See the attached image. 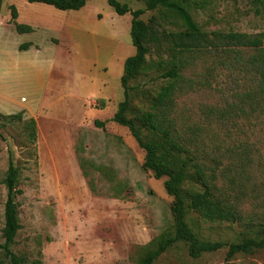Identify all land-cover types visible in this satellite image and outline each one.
<instances>
[{
	"label": "rangeland",
	"instance_id": "obj_1",
	"mask_svg": "<svg viewBox=\"0 0 264 264\" xmlns=\"http://www.w3.org/2000/svg\"><path fill=\"white\" fill-rule=\"evenodd\" d=\"M118 1L132 11L144 9L146 2ZM192 1L200 8L190 12L204 31L264 32L260 0ZM153 15L157 12L147 11L140 19L147 22ZM16 23L32 32L19 34ZM130 25L131 14L117 15L107 0H88L77 11L2 1L0 113L11 109L23 120L33 118L36 138L30 140L22 122L2 127L0 121V245L10 160L22 191L15 199L20 229L11 250L25 264H140L156 239L174 235L166 178L157 180L142 168L144 151L127 128L112 121L123 100L124 62L136 53ZM256 53L240 48L238 56L209 48L184 55L182 89L166 114L196 161L216 176L215 194L241 216L234 223L206 222L188 210L187 226L202 241L237 243L254 236L250 226L264 227V98L248 63ZM159 54L151 46L146 60L155 62ZM161 73L130 80L135 109H148L164 84ZM5 91L14 92L5 98ZM20 97L36 100L30 109L14 112ZM141 134L144 141L151 137L142 127ZM194 186L188 181L184 189ZM226 251L192 258L179 241L153 264H224ZM230 263L264 264V250L237 254ZM0 264H9L1 249Z\"/></svg>",
	"mask_w": 264,
	"mask_h": 264
},
{
	"label": "trees",
	"instance_id": "obj_2",
	"mask_svg": "<svg viewBox=\"0 0 264 264\" xmlns=\"http://www.w3.org/2000/svg\"><path fill=\"white\" fill-rule=\"evenodd\" d=\"M2 1L0 0V10ZM87 1L27 0L29 3L45 4L62 11H77L84 7ZM260 1L264 4V0ZM107 3L119 16L131 14L130 36L136 49L135 55L124 62L123 75L120 79L123 100L118 104L112 121L129 130L138 147L145 153L142 168L150 171L157 180L165 177L164 190L173 198L171 210L175 222L174 235L156 239L153 248L140 264H153L170 246L179 241L187 244L188 253L192 258L227 247L224 264H231L230 260L237 254L249 255L264 250V238L260 235L264 230L262 225H258L256 229L250 226L249 233L254 234L253 237H245L240 242L228 245L199 240L188 228L185 221L188 210H192L206 222L234 223L241 221V216L232 205L226 204L215 194L213 181L216 176L213 172L211 175L205 172L191 150L181 141L174 130L173 122L166 115L173 106L174 94L182 89V72L186 69L187 63L184 55L200 53L209 48L214 51L235 52L238 56L240 48L257 51L256 54L250 55L248 63L259 76L258 93L264 98V32L250 35L232 31H204L194 21L190 12L191 9L200 8L192 0H146L144 9L134 11L118 0H107ZM147 11H156L157 15L151 16L147 22H144L140 16ZM11 17L12 20L17 18L14 7H11ZM165 25L169 27L166 28ZM15 27L19 34L32 32V28L28 25L16 23ZM27 46V44L23 45L20 50ZM151 46L160 53L155 62L146 60ZM162 54L166 57L163 58ZM225 63H228V60ZM153 70L162 72L159 78L164 84L151 96L147 110L135 109L131 105L130 98L136 87H130L129 82L136 76ZM247 97L249 98L250 94ZM128 113L132 114V117H128ZM0 121L2 127L22 122L30 140L35 142L36 123L33 118L23 120L21 112L10 115L0 113ZM141 127L151 135L145 141L142 138ZM18 176V168L9 160L3 180L6 200L2 228L4 241L0 245L9 264L26 263L24 257L14 254L11 250L20 229L15 203L16 197L22 194L18 188ZM188 181L197 186L184 189V184Z\"/></svg>",
	"mask_w": 264,
	"mask_h": 264
},
{
	"label": "crops",
	"instance_id": "obj_3",
	"mask_svg": "<svg viewBox=\"0 0 264 264\" xmlns=\"http://www.w3.org/2000/svg\"><path fill=\"white\" fill-rule=\"evenodd\" d=\"M18 17H19V16H18ZM17 24H18V23H17ZM22 25H24V24H22ZM26 25H27V24H26ZM28 26H29V25H28ZM30 27H31V26H30ZM31 88H32V90H33L34 96H36L37 92H36L34 86H32ZM13 92H14V91H12V92L5 91V93H6L5 98H6L8 95H10L11 93H13ZM35 100H36V99H33V100H31V101H28V100L25 99L24 97H20L18 101L15 99V100H14L15 107H13L12 110H14V112H16V111H21V110H23V109H25V108L30 109L31 106H32V104L35 103ZM0 110H1V109H0ZM10 110H11V109H9L8 112H6V115H8V114H12V113H13V111H10Z\"/></svg>",
	"mask_w": 264,
	"mask_h": 264
}]
</instances>
